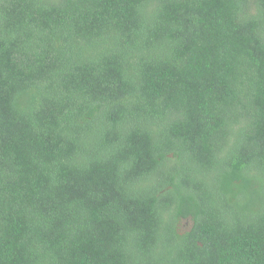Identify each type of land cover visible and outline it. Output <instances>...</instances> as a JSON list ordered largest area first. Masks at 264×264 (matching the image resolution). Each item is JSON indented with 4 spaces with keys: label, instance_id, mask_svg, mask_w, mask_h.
Segmentation results:
<instances>
[{
    "label": "trees",
    "instance_id": "obj_1",
    "mask_svg": "<svg viewBox=\"0 0 264 264\" xmlns=\"http://www.w3.org/2000/svg\"><path fill=\"white\" fill-rule=\"evenodd\" d=\"M0 264H264V0H0Z\"/></svg>",
    "mask_w": 264,
    "mask_h": 264
}]
</instances>
